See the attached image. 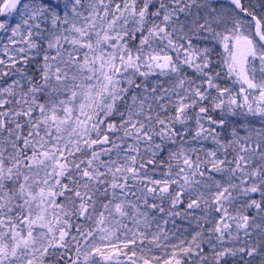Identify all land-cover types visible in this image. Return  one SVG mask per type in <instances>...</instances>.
Masks as SVG:
<instances>
[{
  "label": "snow or ice",
  "instance_id": "snow-or-ice-1",
  "mask_svg": "<svg viewBox=\"0 0 264 264\" xmlns=\"http://www.w3.org/2000/svg\"><path fill=\"white\" fill-rule=\"evenodd\" d=\"M0 17V264H264V0Z\"/></svg>",
  "mask_w": 264,
  "mask_h": 264
},
{
  "label": "rangeland",
  "instance_id": "rangeland-1",
  "mask_svg": "<svg viewBox=\"0 0 264 264\" xmlns=\"http://www.w3.org/2000/svg\"><path fill=\"white\" fill-rule=\"evenodd\" d=\"M2 33V32H1ZM1 33H0V38H2V37H4V33H2V35H1ZM3 42H6V40L5 41H3Z\"/></svg>",
  "mask_w": 264,
  "mask_h": 264
},
{
  "label": "flooded vegetation",
  "instance_id": "flooded-vegetation-1",
  "mask_svg": "<svg viewBox=\"0 0 264 264\" xmlns=\"http://www.w3.org/2000/svg\"><path fill=\"white\" fill-rule=\"evenodd\" d=\"M178 223H181L180 221H178ZM169 227H171V225H169Z\"/></svg>",
  "mask_w": 264,
  "mask_h": 264
},
{
  "label": "trees",
  "instance_id": "trees-1",
  "mask_svg": "<svg viewBox=\"0 0 264 264\" xmlns=\"http://www.w3.org/2000/svg\"><path fill=\"white\" fill-rule=\"evenodd\" d=\"M0 19H2V17H0ZM1 33V32H0ZM1 35H2V33H1Z\"/></svg>",
  "mask_w": 264,
  "mask_h": 264
}]
</instances>
